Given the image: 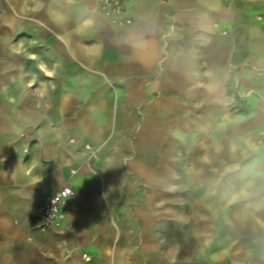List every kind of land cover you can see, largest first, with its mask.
I'll return each instance as SVG.
<instances>
[{"label":"crops","instance_id":"0c3cea01","mask_svg":"<svg viewBox=\"0 0 264 264\" xmlns=\"http://www.w3.org/2000/svg\"><path fill=\"white\" fill-rule=\"evenodd\" d=\"M125 6L0 0V264H264V0Z\"/></svg>","mask_w":264,"mask_h":264},{"label":"built area","instance_id":"2783aa9c","mask_svg":"<svg viewBox=\"0 0 264 264\" xmlns=\"http://www.w3.org/2000/svg\"><path fill=\"white\" fill-rule=\"evenodd\" d=\"M100 12L107 18L113 20L121 26L132 24L131 18L127 16L125 0H98ZM218 28V25H215ZM225 35L226 33L223 32ZM85 163L91 164L99 158V149L91 145L85 146ZM75 173V172H74ZM75 196V190L71 184H67L61 189L50 192L46 195L45 200L34 211L29 222L34 227L45 231L53 227L60 219L64 218V210L70 200Z\"/></svg>","mask_w":264,"mask_h":264},{"label":"snow or ice","instance_id":"6c2138e0","mask_svg":"<svg viewBox=\"0 0 264 264\" xmlns=\"http://www.w3.org/2000/svg\"><path fill=\"white\" fill-rule=\"evenodd\" d=\"M48 75H49V76H51V75H52V73H51V72H49V73H48Z\"/></svg>","mask_w":264,"mask_h":264},{"label":"clouds","instance_id":"9594fccd","mask_svg":"<svg viewBox=\"0 0 264 264\" xmlns=\"http://www.w3.org/2000/svg\"><path fill=\"white\" fill-rule=\"evenodd\" d=\"M32 167H35V164H33Z\"/></svg>","mask_w":264,"mask_h":264}]
</instances>
